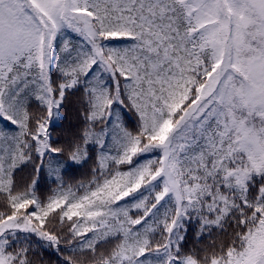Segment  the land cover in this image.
<instances>
[{
  "label": "snow or ice",
  "instance_id": "1",
  "mask_svg": "<svg viewBox=\"0 0 264 264\" xmlns=\"http://www.w3.org/2000/svg\"><path fill=\"white\" fill-rule=\"evenodd\" d=\"M0 264H264V0H0Z\"/></svg>",
  "mask_w": 264,
  "mask_h": 264
}]
</instances>
